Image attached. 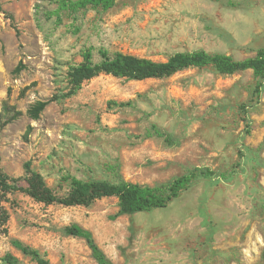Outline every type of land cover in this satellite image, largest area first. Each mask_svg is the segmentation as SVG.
I'll list each match as a JSON object with an SVG mask.
<instances>
[{"label": "rangeland", "instance_id": "obj_1", "mask_svg": "<svg viewBox=\"0 0 264 264\" xmlns=\"http://www.w3.org/2000/svg\"><path fill=\"white\" fill-rule=\"evenodd\" d=\"M0 0V173L32 174L66 196L72 179L160 187L189 176L165 208L120 215L117 198L90 207L8 194L0 264H98L89 230L113 264H264V79L211 66L141 82L110 75L74 88L87 53L167 61L205 51L235 61L264 51V0ZM51 100L34 120L29 109ZM155 125L165 136H147ZM0 195H2L0 193Z\"/></svg>", "mask_w": 264, "mask_h": 264}, {"label": "trees", "instance_id": "obj_2", "mask_svg": "<svg viewBox=\"0 0 264 264\" xmlns=\"http://www.w3.org/2000/svg\"><path fill=\"white\" fill-rule=\"evenodd\" d=\"M115 2L116 0H80L71 6L74 10L95 8L106 11L111 9ZM101 57V62L95 63L92 54L87 53L84 62L69 72V79L74 88H80L84 82L100 74L127 81L141 82L168 78L187 69H200L209 66L221 75H233L246 70H253L255 76L264 79V51H261L256 58L242 62L235 61L229 56L209 54L205 51L177 53L164 62L130 54L116 53L110 55L105 51L101 53ZM50 102L51 100L36 102L29 109L28 114L34 120L39 119ZM147 136H158L167 140L165 134L155 125L147 132ZM189 182V176L177 178L169 184L160 187L144 186L127 182L121 178L117 182L72 179L68 194L66 196H58L48 190L41 177L34 173L26 181L28 186L23 187L20 185V181L10 178L1 172L0 232H6L9 222V214L3 206L2 198L11 193L22 192L46 205L61 204L66 207H90L98 200L115 197L119 201V214L126 215L165 208ZM65 232L72 237L86 240L98 264H113L97 246L89 230L78 224H73L67 227ZM14 246L23 254L32 257L38 264H50L49 260L42 256L39 251L24 246L20 242H15Z\"/></svg>", "mask_w": 264, "mask_h": 264}, {"label": "crops", "instance_id": "obj_3", "mask_svg": "<svg viewBox=\"0 0 264 264\" xmlns=\"http://www.w3.org/2000/svg\"><path fill=\"white\" fill-rule=\"evenodd\" d=\"M152 80V79H151Z\"/></svg>", "mask_w": 264, "mask_h": 264}]
</instances>
